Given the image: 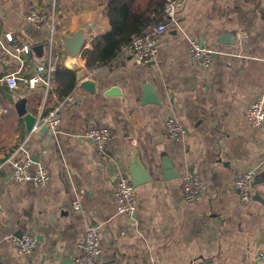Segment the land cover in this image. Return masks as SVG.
<instances>
[{"label": "crops", "instance_id": "crops-1", "mask_svg": "<svg viewBox=\"0 0 264 264\" xmlns=\"http://www.w3.org/2000/svg\"><path fill=\"white\" fill-rule=\"evenodd\" d=\"M175 1L184 5L154 63L139 64L122 51L111 65L89 69L82 52L109 30L105 0H0V36L12 32L31 49L21 57L19 78L33 74L34 49L43 46V61L51 47H62L64 37L85 25L90 31L79 64L96 81L93 94L75 83L74 92L61 97V49L62 65L47 92L21 82L9 90L2 78L19 63L0 50V164L24 143L32 161L50 174L47 184L36 186L0 169V264L73 260L88 224L98 227L103 264H264V122L259 129L245 122L247 108L264 95V0ZM31 10L48 21L52 16V29L29 23ZM188 37L213 50L209 66L192 62ZM146 84L157 104L143 103ZM112 88L118 93L108 94ZM15 95H27V111L40 118L61 104V124L47 146L46 135L35 141L25 133ZM169 115L185 128L179 141L163 135ZM89 123L111 130L104 153L85 138ZM133 149L151 181L135 188L137 211L130 218L117 213L113 186L119 171L129 174ZM186 169L202 182L193 203L181 193ZM247 169L255 170L257 183L242 204L234 182ZM20 235L36 238L30 255L11 245L9 237Z\"/></svg>", "mask_w": 264, "mask_h": 264}, {"label": "built area", "instance_id": "built-area-1", "mask_svg": "<svg viewBox=\"0 0 264 264\" xmlns=\"http://www.w3.org/2000/svg\"><path fill=\"white\" fill-rule=\"evenodd\" d=\"M55 0H53V3ZM177 2L171 0L165 7L163 16L164 21L153 27L148 34L135 36L132 38L127 49L129 55L135 62L143 65L154 63L159 54L161 39L168 31L170 25L176 24ZM26 20L33 23L36 27L48 25L52 29L53 17L48 21L46 16L31 10L26 15ZM190 58L193 63L207 67L211 63L213 50L201 45L194 38H187ZM62 47H52L46 53L45 59L41 62H35L33 65V74L28 78H19L23 69L21 57L30 55L31 49L28 44L21 43L12 32H5L0 36V50L12 57L19 63V68L13 72L6 73L2 81L9 90H16L19 83H23L30 89L38 85L45 87V92L51 87L57 69L62 65ZM69 100V99H68ZM62 113L61 104H54L46 111L42 120L47 123L50 129L56 131L61 124ZM245 122L252 129H259L264 122V95L259 96L246 110ZM163 135L165 138L173 141H179L185 137V128L173 116L169 115L163 123ZM85 138L88 139L99 153H104L107 144L112 138V132L107 127H97L89 123L85 129ZM27 140V139H26ZM24 155L19 159V154ZM34 166L33 171H29ZM10 169L9 177L17 183L31 182L36 186L47 184L50 174L45 165L39 162H33L27 154L24 143L19 144L15 150L8 155L0 164V169ZM255 170L247 169L242 171L235 179L234 186L239 201L244 204L249 202L254 192ZM202 182L198 174L186 169L181 176V193L184 200L193 203L199 199ZM113 197L116 201V211L118 214L133 218L137 211V197L133 188L130 176L126 171H119L114 176ZM73 208L79 209L78 200L73 202ZM36 238L30 235H21L19 237L11 236V245L21 254L30 255L36 247ZM80 254L73 258L72 264H103L101 262V246L99 241V230L94 224L86 226L84 236L78 242ZM260 260L264 262V252L260 254Z\"/></svg>", "mask_w": 264, "mask_h": 264}, {"label": "trees", "instance_id": "trees-1", "mask_svg": "<svg viewBox=\"0 0 264 264\" xmlns=\"http://www.w3.org/2000/svg\"><path fill=\"white\" fill-rule=\"evenodd\" d=\"M171 0H105V16L109 30L92 41L90 50L82 52L85 66L96 69L109 66L135 36L148 34L153 27L164 21V10ZM61 97L76 89L72 72L64 70L59 75Z\"/></svg>", "mask_w": 264, "mask_h": 264}, {"label": "water", "instance_id": "water-1", "mask_svg": "<svg viewBox=\"0 0 264 264\" xmlns=\"http://www.w3.org/2000/svg\"><path fill=\"white\" fill-rule=\"evenodd\" d=\"M71 3V0H65ZM183 3L176 5L175 11L179 13L183 7ZM168 23V20H164ZM90 31L89 26H80L73 34L66 36L63 39V52H66V56L63 60V67L65 70L74 74L77 88L88 94H93L96 91V81L90 77L89 72L80 66L79 57L82 52V48L85 42V35ZM43 46H39L34 49L33 53L38 63L42 62ZM31 54V53H30ZM108 94H117L118 90L112 88L107 92ZM155 90L146 84L143 87V103L157 104V98L154 95ZM27 95H15L12 97L14 110L19 118L22 119L24 131L27 135L35 141H40L45 135V145L47 146L52 136V130L49 125L45 123L40 116H37L27 111ZM129 176L131 184L135 189L137 186L150 182L151 175L147 172V169L142 164L136 149H133L129 156ZM168 169H171L170 167ZM256 178L254 179V185L256 184ZM21 236V235H20ZM64 264H72V260L68 259L63 261ZM205 264V263H199Z\"/></svg>", "mask_w": 264, "mask_h": 264}, {"label": "rangeland", "instance_id": "rangeland-1", "mask_svg": "<svg viewBox=\"0 0 264 264\" xmlns=\"http://www.w3.org/2000/svg\"><path fill=\"white\" fill-rule=\"evenodd\" d=\"M11 237V236H10ZM10 237H9V240H10Z\"/></svg>", "mask_w": 264, "mask_h": 264}]
</instances>
